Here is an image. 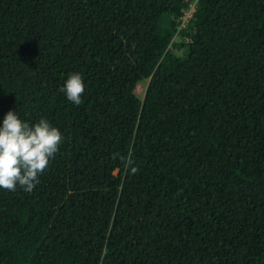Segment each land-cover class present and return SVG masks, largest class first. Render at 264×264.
I'll list each match as a JSON object with an SVG mask.
<instances>
[{"label": "trees", "instance_id": "1", "mask_svg": "<svg viewBox=\"0 0 264 264\" xmlns=\"http://www.w3.org/2000/svg\"><path fill=\"white\" fill-rule=\"evenodd\" d=\"M9 111L63 143L0 189V264H264V0H0Z\"/></svg>", "mask_w": 264, "mask_h": 264}, {"label": "clouds", "instance_id": "2", "mask_svg": "<svg viewBox=\"0 0 264 264\" xmlns=\"http://www.w3.org/2000/svg\"><path fill=\"white\" fill-rule=\"evenodd\" d=\"M59 92L64 93L72 104H82L85 92L82 76L72 73ZM62 143L60 130L48 120L41 118L35 124H29L18 117L17 111H9L0 127V189L16 192L19 187L32 193ZM120 159L132 174L138 171L131 167V154Z\"/></svg>", "mask_w": 264, "mask_h": 264}, {"label": "built area", "instance_id": "3", "mask_svg": "<svg viewBox=\"0 0 264 264\" xmlns=\"http://www.w3.org/2000/svg\"><path fill=\"white\" fill-rule=\"evenodd\" d=\"M194 7V2L189 4L188 9L185 11V13L181 16V24L180 27H184L185 23L189 20L191 17V12Z\"/></svg>", "mask_w": 264, "mask_h": 264}, {"label": "rangeland", "instance_id": "4", "mask_svg": "<svg viewBox=\"0 0 264 264\" xmlns=\"http://www.w3.org/2000/svg\"><path fill=\"white\" fill-rule=\"evenodd\" d=\"M146 82L147 81H143V82H140V83H138L136 85L134 92H135V94L137 96H139V97H142L143 96L144 91H145V88H146Z\"/></svg>", "mask_w": 264, "mask_h": 264}]
</instances>
